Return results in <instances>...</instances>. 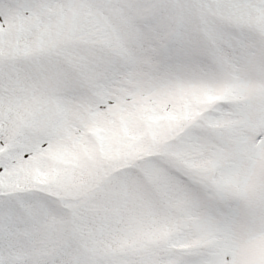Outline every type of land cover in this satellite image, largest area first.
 Returning a JSON list of instances; mask_svg holds the SVG:
<instances>
[{
    "label": "snow or ice",
    "instance_id": "1",
    "mask_svg": "<svg viewBox=\"0 0 264 264\" xmlns=\"http://www.w3.org/2000/svg\"><path fill=\"white\" fill-rule=\"evenodd\" d=\"M0 264H264V0H0Z\"/></svg>",
    "mask_w": 264,
    "mask_h": 264
}]
</instances>
